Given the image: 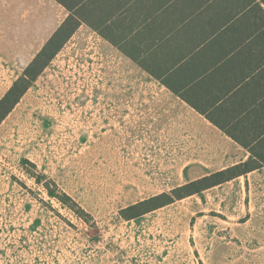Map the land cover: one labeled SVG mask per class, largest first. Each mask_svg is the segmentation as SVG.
<instances>
[{"label":"rangeland","instance_id":"374dc122","mask_svg":"<svg viewBox=\"0 0 264 264\" xmlns=\"http://www.w3.org/2000/svg\"><path fill=\"white\" fill-rule=\"evenodd\" d=\"M54 6L0 0V98L62 21ZM140 75L80 28L0 124V261L264 264V226L248 220L240 180L134 219L122 216V209L187 183L185 167L208 154L197 134L145 123ZM151 89L157 95L158 87ZM51 180L81 208L49 196L44 183Z\"/></svg>","mask_w":264,"mask_h":264},{"label":"crops","instance_id":"0c3cea01","mask_svg":"<svg viewBox=\"0 0 264 264\" xmlns=\"http://www.w3.org/2000/svg\"><path fill=\"white\" fill-rule=\"evenodd\" d=\"M49 2L64 13L52 36L72 12L60 0ZM70 3L80 9L81 24L67 41L85 27L104 48L142 72L139 78L147 84L145 123L178 135L197 134L207 144V158L185 167L187 183L237 164H257L226 182L240 180L243 207L252 216L248 220L257 219L254 225L263 227L264 213L259 210H264V0ZM48 16L56 18L51 10ZM153 97L159 103L153 105ZM260 230L264 238V228Z\"/></svg>","mask_w":264,"mask_h":264},{"label":"trees","instance_id":"16d2710c","mask_svg":"<svg viewBox=\"0 0 264 264\" xmlns=\"http://www.w3.org/2000/svg\"><path fill=\"white\" fill-rule=\"evenodd\" d=\"M73 0H60L64 5L70 8L72 12L66 21L59 27V29L51 36L44 47L37 53L33 60L25 69L24 75L20 76L10 89L0 98V124L11 113L14 107L19 103L21 98L27 92L34 80L40 75L41 71L49 64L56 53L62 48L65 42L72 36L76 29L81 24L80 9L72 7ZM79 2L76 3V5ZM252 148V147H251ZM263 148V147H262ZM24 163H29L28 159L23 160ZM253 163V164H251ZM257 164L254 161L237 164L227 169L217 171L202 178L190 181L186 184L172 189L170 192H164L148 199L137 202L127 208L121 210V214L126 219H134L149 211L162 207L166 204L174 202L175 199H181L191 196L202 191L231 180L241 174H244L254 169ZM42 176L38 175L37 182H42ZM47 193L52 198L59 200L64 205L70 207L72 210L81 208L78 202L68 193L61 190L58 184L51 180L44 183Z\"/></svg>","mask_w":264,"mask_h":264}]
</instances>
